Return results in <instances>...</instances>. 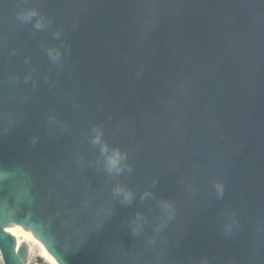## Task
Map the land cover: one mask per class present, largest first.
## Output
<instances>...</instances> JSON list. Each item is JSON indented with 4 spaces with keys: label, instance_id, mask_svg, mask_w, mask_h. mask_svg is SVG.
<instances>
[{
    "label": "water",
    "instance_id": "obj_1",
    "mask_svg": "<svg viewBox=\"0 0 264 264\" xmlns=\"http://www.w3.org/2000/svg\"><path fill=\"white\" fill-rule=\"evenodd\" d=\"M264 264V0H0V254Z\"/></svg>",
    "mask_w": 264,
    "mask_h": 264
},
{
    "label": "bare ground",
    "instance_id": "obj_2",
    "mask_svg": "<svg viewBox=\"0 0 264 264\" xmlns=\"http://www.w3.org/2000/svg\"><path fill=\"white\" fill-rule=\"evenodd\" d=\"M7 231L12 234L17 240V248L26 247L28 251V257H38L43 259L47 264H56L52 259H50L43 251H41L35 244H33L27 237H25L22 232L15 226L10 225L7 228ZM43 253V254H42ZM1 255V254H0Z\"/></svg>",
    "mask_w": 264,
    "mask_h": 264
},
{
    "label": "rangeland",
    "instance_id": "obj_3",
    "mask_svg": "<svg viewBox=\"0 0 264 264\" xmlns=\"http://www.w3.org/2000/svg\"><path fill=\"white\" fill-rule=\"evenodd\" d=\"M28 264H47V263L41 258L31 257V258H28Z\"/></svg>",
    "mask_w": 264,
    "mask_h": 264
},
{
    "label": "built area",
    "instance_id": "obj_4",
    "mask_svg": "<svg viewBox=\"0 0 264 264\" xmlns=\"http://www.w3.org/2000/svg\"><path fill=\"white\" fill-rule=\"evenodd\" d=\"M0 262H1V264H3V261H2L1 255H0Z\"/></svg>",
    "mask_w": 264,
    "mask_h": 264
},
{
    "label": "clouds",
    "instance_id": "obj_5",
    "mask_svg": "<svg viewBox=\"0 0 264 264\" xmlns=\"http://www.w3.org/2000/svg\"><path fill=\"white\" fill-rule=\"evenodd\" d=\"M43 254V253H42ZM43 255H45V257H46V254H43ZM47 258V257H46Z\"/></svg>",
    "mask_w": 264,
    "mask_h": 264
}]
</instances>
